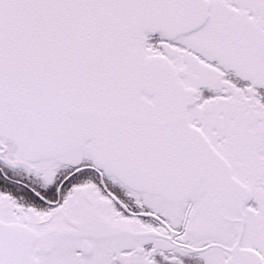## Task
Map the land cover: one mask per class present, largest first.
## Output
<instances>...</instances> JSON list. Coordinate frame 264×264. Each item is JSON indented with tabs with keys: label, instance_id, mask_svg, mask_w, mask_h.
<instances>
[{
	"label": "snow or ice",
	"instance_id": "6c2138e0",
	"mask_svg": "<svg viewBox=\"0 0 264 264\" xmlns=\"http://www.w3.org/2000/svg\"><path fill=\"white\" fill-rule=\"evenodd\" d=\"M0 264H264V0H0Z\"/></svg>",
	"mask_w": 264,
	"mask_h": 264
}]
</instances>
